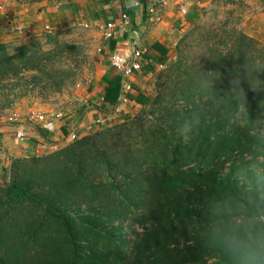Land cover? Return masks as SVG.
Masks as SVG:
<instances>
[{
    "label": "trees",
    "instance_id": "16d2710c",
    "mask_svg": "<svg viewBox=\"0 0 264 264\" xmlns=\"http://www.w3.org/2000/svg\"><path fill=\"white\" fill-rule=\"evenodd\" d=\"M194 35L165 64L170 89L130 94L151 106L150 121L13 161L0 182V264H230L209 240L210 209L239 199L234 173L264 152V44L229 22ZM73 48L0 42V80L44 72ZM109 73L102 104L112 108L122 77ZM116 220L141 231L125 236Z\"/></svg>",
    "mask_w": 264,
    "mask_h": 264
},
{
    "label": "crops",
    "instance_id": "0c3cea01",
    "mask_svg": "<svg viewBox=\"0 0 264 264\" xmlns=\"http://www.w3.org/2000/svg\"><path fill=\"white\" fill-rule=\"evenodd\" d=\"M226 2L237 7L244 32L264 44V0H48L44 7L34 10L12 4L0 11V42L26 40L45 25L55 31L72 20L89 22L100 30L96 31L100 36L103 32L100 26L106 21L112 20L118 25L121 15L126 14L129 22L112 38H104L101 47L103 69L88 93L91 107L53 117L45 124L29 125V134L24 140L16 138L13 126L0 125V160L5 161L8 156L41 155L47 153L41 148L42 143L58 148L68 143L74 133L81 137L95 130L94 120L105 117L112 109L102 104L105 88L102 77L105 72L110 71V75L116 72L109 60L114 51L134 46L144 50L142 69L131 76L132 89L128 92L132 104L139 105L130 94L137 91L148 94L149 79L159 65L172 60L174 48L185 32L215 5ZM151 6L154 14L148 11ZM19 23L25 24L28 36L16 31Z\"/></svg>",
    "mask_w": 264,
    "mask_h": 264
},
{
    "label": "rangeland",
    "instance_id": "374dc122",
    "mask_svg": "<svg viewBox=\"0 0 264 264\" xmlns=\"http://www.w3.org/2000/svg\"><path fill=\"white\" fill-rule=\"evenodd\" d=\"M47 1L0 0L2 6L0 11L3 12L12 4L14 7L34 10L44 7ZM67 22L55 31L46 32L42 28L29 39L9 41L13 45H18L34 40L44 42L51 37L57 42L70 44L74 48L72 51H67L62 59L55 62L53 66L47 67L44 72L28 71L18 77L0 80V125L16 127L20 123L18 120L14 121L12 125L8 124V117L13 114H18L22 119L28 120L32 113L62 116L79 108L87 109L91 107V99L88 93L93 81L103 69L101 47L104 35L100 33V36L96 32H100V30L94 25L91 26L89 22H79L77 20ZM222 22H229L230 25L236 26V28L244 29L237 7L228 5L227 2L226 4H217L190 28L191 31L195 32L192 42H196L197 34L203 29L209 28L210 25L219 26ZM195 27L199 29L198 32ZM200 27L202 28L200 29ZM46 47L53 48L54 45L48 43ZM174 59L175 55L172 61ZM166 68L165 64L159 65L149 79L150 91L148 94L150 96H155L163 89L167 91L173 85V75L169 77L167 74L169 70ZM127 109L128 112L112 117L113 122L111 123L96 124V129L91 130L88 134L109 128L114 124L125 123L128 120L141 118L150 121L154 117L150 112L151 106L142 107L129 104ZM20 157L22 156H8L7 160H0V182L11 181L10 167L13 161ZM3 166H7L6 171L3 170ZM228 170L229 167L224 170V173ZM112 225L117 231L124 232L125 236L129 237H135L138 235L137 232L141 231V228L137 227L133 221L126 223L116 220Z\"/></svg>",
    "mask_w": 264,
    "mask_h": 264
},
{
    "label": "clouds",
    "instance_id": "9594fccd",
    "mask_svg": "<svg viewBox=\"0 0 264 264\" xmlns=\"http://www.w3.org/2000/svg\"><path fill=\"white\" fill-rule=\"evenodd\" d=\"M238 200L210 209L209 240L230 264H264V152L238 168Z\"/></svg>",
    "mask_w": 264,
    "mask_h": 264
},
{
    "label": "built area",
    "instance_id": "2783aa9c",
    "mask_svg": "<svg viewBox=\"0 0 264 264\" xmlns=\"http://www.w3.org/2000/svg\"><path fill=\"white\" fill-rule=\"evenodd\" d=\"M1 9L2 6L0 4V10ZM148 11L151 14L155 13L154 8L152 6L148 9ZM128 24L129 22L126 14H122L120 18V23L118 25L114 21L109 20L104 22L103 25L100 26V28L103 31L102 33L104 35V38L109 39L112 38L117 33L118 30L120 29L123 30ZM15 29L20 35L28 36V34L26 33L25 24L23 23L16 24ZM44 30L46 32H51L52 28L49 25H45ZM143 53H144L143 49L134 46V47H130L129 49L114 51L110 55L109 60L111 67L116 72L121 74L122 90L117 105L113 106L109 114H107L105 117L96 118L94 120V124L101 125V124L113 122L112 117L121 115L122 113H124V108L128 107L129 104L133 103L127 95L128 92L132 89V83L130 78L134 73L142 69ZM58 116L60 115L32 113L28 117V120H26V119H22L21 116H19L18 114H13L8 117V124L12 125L14 121L17 120L20 121V123H18L16 127H14V132L16 138L20 140H24L29 134V130L27 131L29 125L47 123L50 120H52L53 117H58ZM77 137L78 136L74 133L71 136V140ZM41 148L43 149L44 152H49L55 150L57 146L53 144L50 145L47 143H42Z\"/></svg>",
    "mask_w": 264,
    "mask_h": 264
}]
</instances>
